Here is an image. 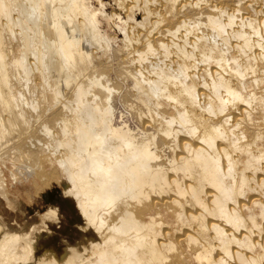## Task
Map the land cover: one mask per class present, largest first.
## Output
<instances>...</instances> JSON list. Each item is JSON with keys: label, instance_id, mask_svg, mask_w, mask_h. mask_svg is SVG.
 Returning a JSON list of instances; mask_svg holds the SVG:
<instances>
[{"label": "bare ground", "instance_id": "6f19581e", "mask_svg": "<svg viewBox=\"0 0 264 264\" xmlns=\"http://www.w3.org/2000/svg\"><path fill=\"white\" fill-rule=\"evenodd\" d=\"M157 2L0 0V196L49 163L81 220H1L0 264H264V0Z\"/></svg>", "mask_w": 264, "mask_h": 264}, {"label": "rangeland", "instance_id": "374dc122", "mask_svg": "<svg viewBox=\"0 0 264 264\" xmlns=\"http://www.w3.org/2000/svg\"><path fill=\"white\" fill-rule=\"evenodd\" d=\"M151 1L153 4L157 2V0ZM145 19L143 18L142 21ZM108 31L112 32L109 26ZM25 159L23 158V161L27 163L28 160ZM8 165L10 166V163ZM36 173L35 176L9 189L11 204L2 200L0 196L2 214L0 221L5 220L12 230L29 229L34 224L39 228L49 227L53 231L49 238L52 243L60 246L65 242L63 239L76 243L79 241L76 228L81 220L68 198L63 195L64 181L61 174L56 173L55 167L49 163L44 164V170L37 168ZM6 174L9 177L8 170ZM51 207L58 211V218L55 220L46 214ZM41 251L42 249L39 248L35 254L39 257ZM188 263L191 264L190 257L187 258L186 264Z\"/></svg>", "mask_w": 264, "mask_h": 264}, {"label": "clouds", "instance_id": "9594fccd", "mask_svg": "<svg viewBox=\"0 0 264 264\" xmlns=\"http://www.w3.org/2000/svg\"><path fill=\"white\" fill-rule=\"evenodd\" d=\"M88 133L84 134L86 141ZM147 169V162L143 160L141 150L135 148L119 160L107 162L105 173H101L98 182L106 188L113 198L129 194L138 177Z\"/></svg>", "mask_w": 264, "mask_h": 264}]
</instances>
